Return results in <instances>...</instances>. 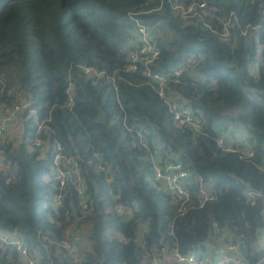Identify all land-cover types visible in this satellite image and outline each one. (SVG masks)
Returning a JSON list of instances; mask_svg holds the SVG:
<instances>
[{
    "label": "trees",
    "instance_id": "obj_1",
    "mask_svg": "<svg viewBox=\"0 0 264 264\" xmlns=\"http://www.w3.org/2000/svg\"><path fill=\"white\" fill-rule=\"evenodd\" d=\"M170 1L201 0H0V109L26 105L16 115L20 134L10 130L0 143V223L15 227L40 264H149L144 249L175 246L187 253L212 236L239 243L246 258L256 255L264 202L250 203L244 191L264 190V96L249 92L264 91V67L250 68L256 41L249 28L264 25V4L204 0V16L187 21ZM231 11L247 32L233 28L227 44L217 32ZM132 16L159 48L152 71L175 68L190 55L202 58L164 85L171 99L201 115V132L176 126L144 67L128 68ZM82 65L106 76L93 82ZM237 112L245 114V123L236 120ZM35 116L42 124V150L33 146ZM123 121L142 126L150 146L157 134L163 149L193 178L208 181L217 197L179 214ZM228 123L241 124L250 135L251 161L217 146L215 129ZM56 143L79 161L92 209L85 217H78L79 197L71 185L62 207L50 205ZM196 190L193 184L192 196ZM74 222L90 242L76 259L56 245ZM18 263L17 252L0 244V264Z\"/></svg>",
    "mask_w": 264,
    "mask_h": 264
},
{
    "label": "built area",
    "instance_id": "obj_2",
    "mask_svg": "<svg viewBox=\"0 0 264 264\" xmlns=\"http://www.w3.org/2000/svg\"><path fill=\"white\" fill-rule=\"evenodd\" d=\"M259 1L264 4V0ZM169 4L173 11L187 21L197 19V17L202 18L204 16L203 13H205L206 2L204 0L189 4L170 1ZM130 19L133 29L128 39L127 54L130 59L128 68L136 70L138 63L144 67L143 74L154 85L156 92L165 100L176 126L180 128L187 127L194 134L201 132L204 128L201 115L196 114L190 107L178 104L171 99L164 90V85L170 79L177 81L185 69L194 68L202 58L190 55L187 58V62L175 68L165 72L152 71L149 64L159 54V48L154 44V35L144 23H141L133 16ZM233 28H239L242 35H245L247 32L246 29L240 28L239 19L231 11L227 17L220 21V30L217 32L219 38L223 42L231 44ZM249 30L255 32V57L257 52L259 53V62L250 65V68L254 72H257L261 67H264V25L251 26ZM80 67L93 82L100 77L106 76L103 70L84 65ZM249 92L254 97H258L259 95L264 96V91L261 89L254 88L250 89ZM68 95V103L71 104L72 96L70 91H68ZM25 106L24 104H15L5 111L2 109V112L0 109V143H3L7 139L9 131L17 124L15 121L17 113ZM37 120V116H35L34 121L37 123V127L33 146L42 150L43 139L38 135L42 124ZM123 124L135 142L143 148L146 160L151 166L153 178L161 184L172 202L177 205L179 214H184L192 207L203 206L207 201L217 197L216 191L208 181H204L200 176L193 178L190 172L184 168L174 155L169 154L168 150L163 149L157 134H154V143L150 146L142 126H138L137 124L127 126L125 121H123ZM214 140L217 146L224 152L237 153L240 158L247 161H251L254 156V145L250 139V135L243 128L231 124L219 126L215 129ZM49 184L53 189L50 200V205L53 208L57 209L63 206L66 186L71 185L79 197L80 208L78 217L82 218L91 213L92 209H90L86 200L85 186L80 172L79 161L71 155H65L59 143L55 144V148L51 154ZM193 184L197 186V190L192 196L191 187ZM244 194L250 203H253L257 199H262L264 202V190L245 189ZM65 215L67 220L71 217V212L66 210ZM124 241L126 242V240ZM49 243H52V241L49 240ZM0 244L9 246L17 252L19 256L18 264H40L39 256L31 252V248L25 239L16 230L9 232L0 228ZM89 244L90 242L87 237L76 229L72 232H68L67 229L63 239L56 243L59 248L75 259L79 257L82 246L87 247ZM255 246L254 253L256 251V255L253 258H246L241 251L239 243L227 242L221 237L212 236L201 241L195 251L183 253L175 246H161L153 251L144 249V255L150 258L149 264H264V229L261 231Z\"/></svg>",
    "mask_w": 264,
    "mask_h": 264
},
{
    "label": "water",
    "instance_id": "obj_3",
    "mask_svg": "<svg viewBox=\"0 0 264 264\" xmlns=\"http://www.w3.org/2000/svg\"><path fill=\"white\" fill-rule=\"evenodd\" d=\"M235 118H236V120L240 121L241 123H245L246 122V116H245L244 113L237 112L236 115H235ZM93 206H94V210L96 212L100 211V204H99V201H98L97 198H95ZM0 228L4 229V230H7L9 232L15 231V227L12 226V225H7V224L0 223Z\"/></svg>",
    "mask_w": 264,
    "mask_h": 264
},
{
    "label": "rangeland",
    "instance_id": "obj_4",
    "mask_svg": "<svg viewBox=\"0 0 264 264\" xmlns=\"http://www.w3.org/2000/svg\"><path fill=\"white\" fill-rule=\"evenodd\" d=\"M259 62V53L257 52V54H256V57L254 58V60H253V62L252 63H250V65H253V64H256V63H258ZM230 123H228L227 125H229ZM11 130H13L14 131V133H15V135H19L20 134V131L18 130V128L16 127V126H14V127H12L11 128ZM152 176H153V173H152ZM66 218V217H65ZM76 222V221H75ZM71 223L70 225H69V227L67 228L68 229V232H72V231H74L75 229H74V227L76 228V223ZM66 229V230H67ZM65 230V231H66ZM81 231H82V229H81ZM78 232H80V230H78Z\"/></svg>",
    "mask_w": 264,
    "mask_h": 264
},
{
    "label": "crops",
    "instance_id": "obj_5",
    "mask_svg": "<svg viewBox=\"0 0 264 264\" xmlns=\"http://www.w3.org/2000/svg\"><path fill=\"white\" fill-rule=\"evenodd\" d=\"M185 62H187V59L184 61V62H182L181 64H183V63H185ZM180 64V65H181ZM231 125H233V124H231ZM233 126H236V127H240V128H243L244 130H246L241 124L239 125V124H237V125H233ZM155 136V135H154ZM154 139H155V137H154ZM86 236V235H85Z\"/></svg>",
    "mask_w": 264,
    "mask_h": 264
}]
</instances>
